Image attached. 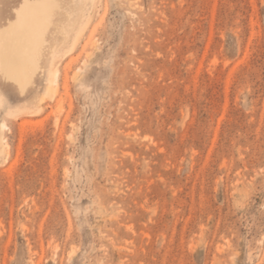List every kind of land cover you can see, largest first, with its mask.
<instances>
[{"label":"rangeland","instance_id":"rangeland-1","mask_svg":"<svg viewBox=\"0 0 264 264\" xmlns=\"http://www.w3.org/2000/svg\"><path fill=\"white\" fill-rule=\"evenodd\" d=\"M61 48L0 88V264H264V0H97Z\"/></svg>","mask_w":264,"mask_h":264},{"label":"bare ground","instance_id":"bare-ground-1","mask_svg":"<svg viewBox=\"0 0 264 264\" xmlns=\"http://www.w3.org/2000/svg\"><path fill=\"white\" fill-rule=\"evenodd\" d=\"M22 1L0 0V88L12 90L23 101L37 102L35 88L46 62L61 46H74L97 0H38L33 8ZM3 37L12 41L8 47L1 44ZM51 74L55 85L56 72Z\"/></svg>","mask_w":264,"mask_h":264}]
</instances>
